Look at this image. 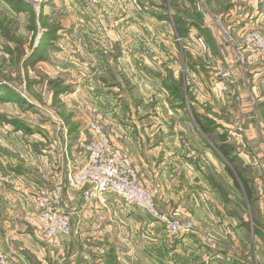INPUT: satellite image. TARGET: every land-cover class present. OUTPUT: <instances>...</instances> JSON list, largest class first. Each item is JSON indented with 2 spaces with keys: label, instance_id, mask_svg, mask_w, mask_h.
Returning a JSON list of instances; mask_svg holds the SVG:
<instances>
[{
  "label": "rangeland",
  "instance_id": "obj_1",
  "mask_svg": "<svg viewBox=\"0 0 264 264\" xmlns=\"http://www.w3.org/2000/svg\"><path fill=\"white\" fill-rule=\"evenodd\" d=\"M136 1L140 10L122 0H0V198L15 197V182L26 185L36 178L44 183L32 209L27 203V214L24 198L23 204H8L9 218H0L1 254L22 264H43L39 258L46 264L56 256L67 263L72 256L67 249L73 229L58 247L33 225L38 199L60 188L62 208L69 214L71 226L75 223L77 232L80 228L78 238L87 226H106L108 238L117 235L119 248L130 250L131 243L137 242L129 235L132 229L166 230V239L174 248L159 251L165 263L158 256L153 261L149 256L154 254L148 256L139 249L143 257L133 254L137 264H264V90L261 94L254 91L251 75L256 67L249 62L248 52L255 49L242 38L245 32L264 33V29L252 28L239 36L228 19L230 0H222L216 9L210 0ZM220 25L231 32L233 41L223 38ZM213 48L222 49L228 58L220 59L222 70L196 69V63L211 67L209 51L214 52ZM237 51L245 55V62L235 56ZM233 63L239 70H230ZM137 70L138 90L132 85ZM96 78L106 82L110 78L117 86L121 83L125 95L135 91L144 108L151 109L150 116H181L177 123L172 119L171 126L163 122L179 133L172 145L167 140L168 152L179 147L182 150L176 156L182 158L192 148L212 195L200 189V205L195 208L188 202L185 212L176 209L174 201L160 200L159 210L160 188H145L156 192L155 204L161 214L177 218L185 226L182 234L171 235L160 221L116 196H109L105 205L92 203L107 208L97 219H75L72 210L65 208V201L79 197L75 193L80 192L69 188L70 176L78 170L71 163L87 155L91 125H98L110 137L94 118L95 105L106 101L105 86L97 84ZM136 104L141 105L140 101ZM80 137L88 139L77 142ZM66 145L74 154L70 164L64 163L67 159L62 154ZM29 152L50 156L42 166L38 164V174L33 172L35 160ZM27 189L20 188L22 192ZM83 221L90 222L85 226ZM16 222H21L17 228ZM18 229L30 233L34 244L44 251H30L32 240L26 241L24 233L15 232ZM184 239L188 245L173 251ZM80 243L88 242L82 238ZM97 243L103 246V240ZM12 247L26 250L25 255L13 254ZM113 252L105 257L111 264H120L123 257L119 260ZM127 258L131 256L127 254ZM126 259L123 264H130Z\"/></svg>",
  "mask_w": 264,
  "mask_h": 264
},
{
  "label": "crops",
  "instance_id": "obj_2",
  "mask_svg": "<svg viewBox=\"0 0 264 264\" xmlns=\"http://www.w3.org/2000/svg\"><path fill=\"white\" fill-rule=\"evenodd\" d=\"M211 6L213 8H217V6H220V3L222 0H210ZM155 3L158 4L157 0H155ZM167 5V4H166ZM228 7L229 8V15L228 19L229 22H234L236 26H234L237 30V33L240 34L244 31H248L252 28L255 29H264V0H230ZM184 7V6H183ZM187 8V7H186ZM134 10V8H132ZM173 23V22H172ZM171 24H169V27ZM168 27V26H167ZM171 29V27H170ZM175 30V28H174ZM202 31V29H201ZM169 31V42H173V37L171 38ZM184 34L182 36L186 35V32H183ZM213 34V32H212ZM173 36V35H172ZM214 36V34H213ZM168 39V38H167ZM184 40L183 38H181ZM210 39V38H209ZM208 39V40H209ZM133 40H135L133 38ZM210 41V40H209ZM136 40L133 42L135 43ZM187 42V40H186ZM197 44V43H196ZM179 46V45H178ZM201 51L200 49H198ZM214 52L209 51L210 55V62L209 64L211 67H207L203 63H196V69L198 70H220V59L225 58V53L220 48H213ZM248 59L251 65L254 66V70L252 73V82H253V88L254 91H259V94L264 90V56L261 54H258L256 50H250L248 52ZM231 62V61H229ZM222 70V69H221ZM230 70H239L233 63L232 67H230ZM127 74H129L127 72ZM135 76L132 77V85H134L137 90L139 87V80L138 75L140 72L138 70L134 73ZM181 75V74H180ZM137 76V77H136ZM106 77V76H104ZM109 77V76H107ZM111 77V75H110ZM97 79V78H96ZM108 79V78H107ZM181 79V77H180ZM200 80V77H199ZM157 81V80H156ZM112 80L109 78L108 82L106 81H99L97 79V84H101L105 86L106 92H105V102L98 103L95 105L97 109L96 116H94L95 120L105 128V130L109 133L111 142L113 146L132 164L133 167L136 168V170L139 172V177L142 185L147 188H160V195L158 198V208L160 206L159 202L162 201H174V203L178 204V209L181 212H185V210L189 209L187 208L188 202H192L194 204V207L197 208L200 203L198 202V196H202L199 193L200 189H206L209 196L212 195L210 188L208 185L204 182V179L202 178V174L199 172L201 170L200 164H198V156L197 153L193 152L192 148L189 151V153L185 154L182 158L176 155L182 150L181 148H177L175 151L171 150L168 152V142L167 140L171 139L169 141V145H172V141L179 139V133L172 131L168 129L167 126H163V122L165 121L167 124L171 123L172 119H175L176 123L181 120V116H162L159 113L152 114L150 116L151 109L148 110V108H144V102L141 98H139L138 95H136L135 91L133 93H128L125 95L124 88L125 86L120 83V85L117 86L116 83H110ZM216 82V81H215ZM218 83V82H217ZM106 84V85H105ZM198 84V83H197ZM217 85V84H216ZM75 96L77 93L74 94ZM141 103L136 104V103ZM85 102V100H84ZM134 104H136V107H134ZM85 105V104H84ZM155 108V107H154ZM157 108H155L156 110ZM198 117V115H197ZM201 118V117H200ZM198 118V120L200 119ZM173 124V123H171ZM171 124H169L171 126ZM88 137L91 138V134L88 131ZM88 137H80L77 138V142H81L82 140L85 141L88 139ZM82 141V142H83ZM175 143V142H174ZM68 144V143H67ZM71 146L66 145L65 150H63V155L67 159L64 163L70 164V159L73 153L71 150ZM76 148V146H75ZM78 150V147L76 148ZM53 149H50L49 153L53 151ZM183 150H185L183 148ZM28 151V149H27ZM28 154V152H26ZM31 153L29 152V155ZM81 154V153H80ZM31 154V158H34L35 160V174H38L37 169H39L37 166L38 164L40 166L43 165L44 160H48L50 157L48 156H36ZM85 157L82 161H74L71 163V167L75 170H77L80 165H82L87 160V155L84 154ZM73 157V156H72ZM26 163V162H25ZM27 164V163H26ZM31 165V164H28ZM23 166V165H22ZM78 167V168H77ZM186 171V174H183L182 172ZM194 175V177H193ZM24 174L22 179L24 178ZM57 176V175H56ZM56 176H53L54 182H56L57 178ZM35 178V181L31 180L30 182H27L26 185H21L18 182L13 183L16 186L14 187V198H6V201L3 198H0V218L3 216L5 218H9V208L8 204L11 202H16L17 204L24 203L21 201V198H24L26 200V205L24 206V211L27 214L28 210H30V207L27 205L31 204L33 205L34 200L38 198L39 192L44 190V183ZM24 181V179H23ZM28 181V180H25ZM155 185V186H154ZM27 187V190H24L22 192L20 188ZM58 186V185H57ZM15 189H17L15 191ZM20 191V192H19ZM78 194L79 197L76 196L69 198L67 201H65L64 205L65 208H68L72 210L73 214H75V219H83V220H90V219H97V217H100L103 215L107 208L101 207L97 203L94 204H87L82 194ZM24 200V201H25ZM189 200V201H187ZM3 203V205H2ZM112 205L116 206L117 210L122 212L123 209L118 207L119 205L115 200H112ZM162 208V207H161ZM32 209V206H31ZM159 210H161L159 208ZM11 211V210H10ZM132 213V212H129ZM134 216L139 219L141 218L138 213L133 212ZM100 215V216H99ZM73 216V217H74ZM195 220V219H193ZM90 221H83V223L89 224ZM21 222H16V228ZM82 223V224H83ZM101 224V223H100ZM81 227L82 229L85 227ZM86 232L84 235H80L82 237H77V233L79 234L80 228H77L75 226V223H72V229H73V237L68 241V253L71 254V258L67 261L66 264H111L112 262H109L105 255L109 252H113L114 255L119 257H123L120 261V264H123L124 259H126L127 254L131 256L129 261L130 264H137L135 261V258L133 254L136 255L140 254L138 253L139 249H143L142 251L146 252L147 255L154 254L153 258L149 256L153 261L156 259L155 257L158 256L160 258L159 251L167 248H174V245H170V241L166 239V236H168L166 233L167 231L160 228H152V229H142L140 228L132 229L130 232L131 239L137 242L131 243L130 250L119 248L120 246V240L117 239V235H114V239H112V235L108 238L109 228L106 226H96L94 228H91V226L86 227ZM88 229H91L88 231ZM115 229V228H114ZM21 232L22 230H15V232ZM125 230H120V235H123V232ZM23 237L26 239V241L32 240V247L29 249L30 251L33 249L38 250L39 252L44 251L43 248H39L34 243L36 240L34 237L31 236L30 233L27 232H21ZM89 238H86V235ZM198 234V233H194ZM193 234V235H194ZM137 235H142L144 237V242L141 240L140 236L139 239ZM82 238H85L88 243L81 244L80 241ZM103 240V246L98 244L97 242ZM184 239L183 243H178L179 245L175 246L176 249L173 251H177V247H182L185 243V246L188 245V242ZM25 241V242H26ZM35 241V242H34ZM72 241V242H71ZM139 242V243H138ZM139 246V247H138ZM157 246V251L155 250ZM135 247H137V251L135 250ZM13 250H16L13 252V254L21 253L25 255L26 250L22 249H15L12 247ZM84 248V252H82V249ZM88 249L85 251V249ZM114 249V250H113ZM113 250V251H112ZM155 250V251H154ZM101 253H105L104 256H101ZM127 252V253H125ZM151 252V253H150ZM33 253V252H32ZM61 253V252H59ZM34 254H36L34 252ZM78 254V256H76ZM157 254V255H156ZM27 256V255H26ZM90 256H96V258H92ZM98 256V257H97ZM168 256H171L167 253ZM44 257V256H43ZM143 257V256H142ZM64 259V258H63ZM63 259H60L58 256H56L53 260L45 261L46 264H63ZM175 259V258H174ZM40 262L44 264V261L39 258ZM161 261L165 263V260ZM31 262V260H30ZM176 264L179 263V261H175Z\"/></svg>",
  "mask_w": 264,
  "mask_h": 264
},
{
  "label": "built area",
  "instance_id": "obj_3",
  "mask_svg": "<svg viewBox=\"0 0 264 264\" xmlns=\"http://www.w3.org/2000/svg\"><path fill=\"white\" fill-rule=\"evenodd\" d=\"M140 10L136 0H122ZM199 9L200 6H198ZM223 38L230 42L231 32L220 25ZM245 45L254 48L264 55V33L245 32L242 35ZM199 44L205 43L199 39ZM235 56L245 62V55L235 52ZM91 141L86 145L87 160L70 176L69 188L80 192L87 204L94 201L105 205L109 196H116L128 206H136L150 215L154 220L164 224L171 235L185 232L180 220L171 219L161 214L155 204L156 192L147 190L141 183L139 172L112 144L110 137L98 126L90 127ZM84 145V144H81ZM63 193L60 188L38 199V213L35 222L36 230L58 247L71 236V218L62 208ZM0 264H22L19 261L5 259L0 251Z\"/></svg>",
  "mask_w": 264,
  "mask_h": 264
}]
</instances>
